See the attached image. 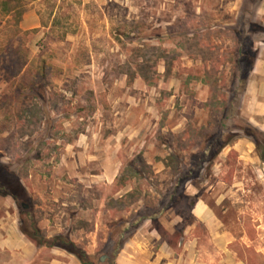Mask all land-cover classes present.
Returning <instances> with one entry per match:
<instances>
[{
  "label": "rangeland",
  "instance_id": "obj_1",
  "mask_svg": "<svg viewBox=\"0 0 264 264\" xmlns=\"http://www.w3.org/2000/svg\"><path fill=\"white\" fill-rule=\"evenodd\" d=\"M256 3V0H38L30 3L20 23L21 30L28 32L21 39L25 48L21 46L16 52L18 41L12 42L11 47L6 46L10 48L7 64L14 72L23 64L22 74L34 78L45 68L47 81L40 92L45 96L46 113L38 120L32 135H21L28 130L22 127L25 122L12 120V116L29 106L32 99L30 96L13 103L10 96L16 81L0 68V139H6L0 143L5 147L0 150V164L11 167L19 175L35 214L42 217L45 212L35 207L40 203L39 193L43 192L42 198H48L51 181L63 183L68 179L70 190L53 207L56 223L61 229L65 225L96 231L98 237L94 241L84 238L82 244L96 243L92 255L99 256L110 235L111 222L123 214L117 213L119 206L108 205L107 200V208L112 213L104 210L105 215L93 221L91 212L79 211L76 217L72 213L77 208L74 204L82 201L86 207L89 204L78 179L64 177L60 168L68 156L74 160V152H84L89 145L92 149L105 147L106 142H115L116 135L121 138L117 144H122L125 161L118 180L134 182L131 194L135 195L130 200L143 199L141 206L156 202L172 178L171 169L164 161L169 152L187 157L198 151L210 136L202 131L216 130L225 107L223 100L228 98L231 64L223 69L221 79L209 85L186 81V74L179 75L182 68L202 67V60L208 61L212 55L211 50L198 42L197 36L208 29H232L243 8L248 9L247 15L258 20ZM6 22L7 19L0 17L2 50L13 34L12 30L4 29ZM225 50L229 52L227 59H235L231 40H225ZM144 56L149 63L142 69ZM17 59L19 63L14 66ZM166 61L174 62L170 71ZM206 64L208 68L210 61ZM205 103L209 107H204ZM179 121L183 122L181 126ZM201 122L204 125H199ZM15 123L19 127L13 131ZM185 124L191 131L190 139L201 143L180 151V146L188 145L183 140ZM139 129L141 133L136 132ZM132 131L137 135L129 139ZM142 133L147 134L144 140H141ZM243 139L240 137L227 146L206 166L200 179L191 180L184 188V194L195 195L210 212L212 216L207 222H200L190 207L181 203L178 209L165 212L160 222L148 227L159 232L162 242L166 241L174 250L176 259L186 247L193 248L196 244L199 257L211 258L217 264H245L244 260L249 264L264 262V252H257L264 248V237L261 244L258 238L259 230L264 233V189L258 183L264 181V163L257 151L254 154L246 147H238ZM129 162L144 177L136 178L127 166ZM246 181L250 185L244 188ZM111 192L108 190V195ZM63 202L67 205H62ZM63 212L68 215L61 217ZM248 228L253 229L255 236L251 241ZM250 242L253 245L248 247Z\"/></svg>",
  "mask_w": 264,
  "mask_h": 264
},
{
  "label": "trees",
  "instance_id": "obj_2",
  "mask_svg": "<svg viewBox=\"0 0 264 264\" xmlns=\"http://www.w3.org/2000/svg\"><path fill=\"white\" fill-rule=\"evenodd\" d=\"M35 1L38 0H2L0 2V17L7 19L4 29H10L13 32L7 44L2 46L4 49H0V68L10 74V77H13L16 81L14 93L10 96L13 103H19L22 99L29 98L30 96L32 99L29 106L22 107L12 116V120H17V122L23 120L25 122V125L22 127H26L28 130L22 132L21 135H32L38 127V120L45 117L46 112L43 110V106L46 101L45 96L41 95L40 90L44 88L43 85L44 82L47 81V76L45 68H42V72L35 78L24 72V74H22L21 68L24 67L23 64L19 66L20 69L18 72L11 71L7 64V54L10 49L7 47H11L10 45H12V42L18 41L19 44L17 48H15V51L19 52L21 46L23 49L25 48L21 39L22 36L25 37L28 32H23L21 30L20 23L23 20L24 14L28 11L29 4ZM260 1L261 0H256L257 3L255 8L258 7ZM247 13L248 9L243 8L238 21L232 29H208L206 32H202L200 36H197L198 42L200 41L204 44L203 48L212 51V55L208 59L210 65L207 68L206 63L208 61L202 60V67L194 66L192 68H182L179 74L180 76L186 74V81L194 80L209 85L211 82L221 79L224 72L223 69L227 64L233 66L230 86L226 91L228 98L223 100L225 102V107L221 112L222 119L216 127V130L206 128L202 131L203 134H209L210 136L207 137L198 151L189 153L187 157L173 152L165 158L166 167L170 168L172 172L169 187L160 194L156 202L145 205L136 212L133 211L127 218H120L114 221L112 223L110 235L107 241L102 245L103 251L101 250L99 256L89 255L86 250L65 235L47 239L38 227V220L35 216L34 207L31 205L28 191L22 184L19 175L11 167L0 164V196L11 197L14 200L20 214L21 230L28 239L33 241L38 247L47 246L62 248L77 256L82 264H117V256L125 247L127 241L132 238L145 221L151 220L157 222L165 212L175 208L178 209L181 203L184 205L186 203V206L190 207V212L194 209L197 199L184 194V188L191 180L200 179L206 166L211 164L231 143L240 139V137L249 139L255 144L256 151L264 163V132L244 120L241 117L240 110L241 100L246 91L248 80L257 58L255 42L259 36L264 34V26L260 21L253 19V16H249ZM42 26L45 27L46 25L42 22ZM226 39L234 43L235 59H227V57H229V52L226 50L223 51ZM16 62L17 63L14 62V66L18 65L19 59H17ZM147 63H149V60L144 56L142 69ZM173 63L174 62L166 61L167 71H170L174 67ZM142 75H144L142 77L147 81L148 77L143 72ZM21 76L22 78L18 80ZM184 84L188 83L186 82ZM204 107H209V105L205 103ZM210 111L211 114L214 113L213 110L210 109ZM14 126L13 131H16L19 125L15 123ZM189 132L191 131L186 129L183 134V140L187 141L186 143H188V145L186 148L180 146V151H187L189 145H199L201 143L197 140L190 139L188 135L190 134ZM187 135L188 138L185 139L184 136ZM178 137L179 140L182 141V137L180 135ZM198 138L201 139L199 136ZM5 140L6 139H0V143ZM167 144L168 146L170 145L169 141ZM1 149H5V147L0 145V150ZM128 168L131 169L130 171L133 172L136 178L144 177V173L136 168L133 162L128 163ZM151 176L154 177V174L151 173ZM124 181L125 180L121 179L118 182L124 185ZM134 195L135 193L129 194L124 201L126 203L125 209L122 211H129L131 204L135 202L129 199L134 197ZM251 231H253V229L250 230L248 228L249 236L253 239L254 237ZM102 256L107 257L105 262L100 261ZM244 262L245 264H249L246 260H244Z\"/></svg>",
  "mask_w": 264,
  "mask_h": 264
},
{
  "label": "crops",
  "instance_id": "obj_3",
  "mask_svg": "<svg viewBox=\"0 0 264 264\" xmlns=\"http://www.w3.org/2000/svg\"><path fill=\"white\" fill-rule=\"evenodd\" d=\"M257 17L264 26V0H261L257 7ZM38 25L34 27H38ZM255 48L257 51V58L250 74L246 91L241 100L240 110L241 117L244 120L264 132V34L255 42ZM182 123L179 121L178 126H181ZM202 124L204 125L203 122L199 125ZM129 127L131 128V126ZM186 127L187 125L185 124L184 130ZM136 132L139 133L140 129L136 130ZM133 133L134 131L129 134V139L137 135ZM142 135L141 140H144V136H147V134L142 133ZM114 138L115 142H106L104 145L105 147L100 145L99 148L92 149L91 145H89V147H86L85 153L82 151L74 152V160L68 156L69 159H66L65 164L60 168L64 177L68 176L71 179H78L77 183L81 185L80 188L85 192L84 197L87 199V204H89L86 207L83 205L84 201H82V203H77L79 202L78 200L76 202L77 204H74L77 206L76 210L72 211V213H76V217H79V211L85 214L91 212L94 213L93 221L94 218L97 220V218L99 219L102 215H105V212L109 214L112 213V209L107 208L108 206L106 204L107 200H109L108 205L115 204L116 207L119 206L117 213L123 214L111 222L113 223L120 218L129 217L133 211L136 212L143 206H141V204L144 200L139 198L131 204L129 211H122L125 209L126 205L124 201L134 189V182L125 183L124 185L118 182L120 174L124 171L123 164L125 161L122 159V144H117L118 141H121V138L117 135L114 136ZM238 147H246L248 152L254 154L256 151L255 144L247 138L240 140ZM133 148L135 149V147ZM233 149L235 148L233 147ZM88 154L90 155L89 157ZM169 154L171 153L169 152ZM82 157H84V159H82ZM94 166L95 168H92ZM64 180L63 183L60 181L50 182V187L48 188L50 190V196L48 198H42L43 192L39 193L40 203L38 202L35 207L39 209L41 213L45 212L42 217H38L35 214L38 219V227L47 239L65 235L86 250L89 255H92V248L97 247L96 243L92 244L94 239L98 237L96 231H84L81 227L74 229L71 226L66 227L65 225H62L63 229H61L59 227L60 225L56 223L57 220L52 212L53 207L60 203V199L67 195L66 191L70 190L68 179L65 178ZM258 183L264 189V181H259ZM249 185L250 182L248 181L243 183L244 188ZM233 186L237 187V184ZM110 189L113 192L108 195V190ZM95 194L98 195L97 198H95ZM189 197H195V195ZM0 200L4 202V204H2L3 202L0 203V264H82L77 256L62 248L47 246L38 247L22 232L20 214L14 200L11 197H0ZM90 203H94L92 204L93 207L90 206ZM61 204L64 206L67 205L66 202ZM46 208L48 211L44 210ZM39 210L37 211L38 213H40ZM104 210L106 211L104 212ZM192 213L200 222H207L206 220L212 216L205 206L199 203L198 199ZM67 215V212H63L61 217ZM162 217L157 222L151 220L145 221L132 238L127 241L125 247L117 256V264H217L213 262L211 258H204L203 260L202 256L199 257L196 254V244L193 248L190 246L186 247L182 254H180L179 259H176L174 250L166 241L162 242V236L159 232L156 229L148 228L153 223L160 222ZM79 229L81 230L79 231ZM199 237L200 236H198V238ZM248 237L251 241L252 239L250 236ZM253 237L255 236L253 235ZM261 237H264V233L259 230L258 238L260 244L262 243ZM84 238H92L93 241L85 246L82 244ZM253 242H255V239ZM156 244L158 245L155 246ZM252 245L253 243H251L250 246L248 245V247ZM156 247L157 249H155ZM262 247H264L263 244ZM189 249L190 251L187 252ZM192 249L194 250L192 251ZM260 251L264 252V248L257 252L261 253ZM187 253H189V255H187ZM198 257L199 259L197 260ZM230 264H235V262H230ZM261 264H264V262Z\"/></svg>",
  "mask_w": 264,
  "mask_h": 264
},
{
  "label": "water",
  "instance_id": "obj_4",
  "mask_svg": "<svg viewBox=\"0 0 264 264\" xmlns=\"http://www.w3.org/2000/svg\"><path fill=\"white\" fill-rule=\"evenodd\" d=\"M106 258H107L106 256H102L101 259H100V261L101 262H104L106 260Z\"/></svg>",
  "mask_w": 264,
  "mask_h": 264
}]
</instances>
